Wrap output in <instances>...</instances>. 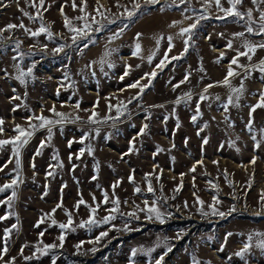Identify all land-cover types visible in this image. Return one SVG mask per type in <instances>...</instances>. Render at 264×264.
Wrapping results in <instances>:
<instances>
[{
    "label": "rangeland",
    "instance_id": "374dc122",
    "mask_svg": "<svg viewBox=\"0 0 264 264\" xmlns=\"http://www.w3.org/2000/svg\"><path fill=\"white\" fill-rule=\"evenodd\" d=\"M132 2L44 0L40 6L39 0H2L0 4V29L23 24L39 31L43 25L53 34L49 39L47 32L32 36L24 28L0 32V140H14L17 125L32 132L19 148V169L13 145L0 147V186L19 172L14 189L0 192L4 260L155 264L171 246L162 264H264V249L258 246L264 241V107L252 111L264 93V73L259 71L264 48L249 53L251 60L240 56L238 63L244 67L231 65L236 74L224 83L232 59L247 51L245 42L264 44V34H255L259 24H251L249 33L246 17L225 16L216 5L196 0L191 4L177 0L190 25L207 17L193 29L184 58L164 53L140 62L138 38L133 37L113 51L112 67L89 70L81 62L89 43L117 40L137 15L153 6L138 0L141 9L128 18L125 8L131 9ZM221 5L231 7L229 0ZM166 6L155 5V10ZM237 7L241 12L251 9L258 21V8L264 4L243 0ZM66 21L82 29L90 24L88 38L73 43ZM100 25L104 27L96 31ZM114 33L120 36L111 40ZM61 46L63 51H54ZM165 54L168 60L157 67ZM28 68L32 73L22 84L17 76ZM153 71L155 77L150 75ZM137 81L138 87H130ZM141 86L144 91L135 99ZM53 108L63 117L56 116ZM39 116L62 122L33 130L30 125H39L34 119ZM116 198L119 211L110 214L107 209ZM80 200L85 203L77 208ZM145 201L149 205L156 201L164 223L154 216L148 219ZM213 207L226 215L214 214ZM233 207L235 211L228 214ZM133 212L135 216L130 215ZM69 214L71 225L61 229ZM110 215L115 219L104 223ZM90 217L96 223H87ZM102 232L108 235L97 241ZM246 243L251 247L243 257L237 255ZM53 244L57 246L45 249ZM133 249L138 250L135 256Z\"/></svg>",
    "mask_w": 264,
    "mask_h": 264
},
{
    "label": "snow or ice",
    "instance_id": "6c2138e0",
    "mask_svg": "<svg viewBox=\"0 0 264 264\" xmlns=\"http://www.w3.org/2000/svg\"><path fill=\"white\" fill-rule=\"evenodd\" d=\"M187 2H188V0H179V4H186ZM242 2H243V0H229V4L231 5V7L225 9L221 5V0H214V3L216 5V7L218 8V10L224 12L225 13V16H235V17H237L239 19H245V17H246L247 18V21L249 22V26L247 27V31L249 33H253V28L250 25L253 24V23H258L259 24V30L255 34H264V8H258L259 18H258V21H257V20H254L253 19V15H252V10L251 9H249L247 12H241L239 10V8L237 7V5H240ZM252 2H253V4H257V5L258 4H264V0H252ZM146 3L147 4H150V5H157V4L161 3V0H146ZM0 4H2V0H0ZM43 4H44V0H39V5L40 6H43ZM172 4L173 5H177V0H172ZM4 6H7V5H4ZM33 6H36L35 3L33 4ZM73 6L75 7V4ZM140 9H141V5L138 2V0H133V2H132V8L131 9L125 8L127 17L128 18H131V17L135 16L136 13ZM81 10H83V9H81ZM205 18H207V17L206 16H200V17L197 18V20H196L195 23L191 24L188 28H185V29H182L181 30V33H180L181 36H184L185 34H187V39L184 40L185 51H187V47H188L189 41L191 40V37H192V34H193V29H195L197 27V24L199 23L200 19H205ZM218 18L223 19V17H218ZM93 22H95L94 18H93ZM65 26L68 27L69 28V31L74 34L71 37L73 43H76L77 40H78V38H81V39L88 38L89 32L87 31V29L91 27V25L88 24V23L85 24V26H84L83 29L82 28H77V27H72L70 25V22H67V21H66V25ZM103 27H104V25H100V27L97 28V29H95V30L96 31H99ZM15 28H24L25 31L26 32H30V34L32 36H38L40 33L47 32L49 39H51L52 38V35H53L43 25L40 27L39 31H32V30L27 29L26 26L23 25V24H20V25L8 24L4 29H0V32L10 31V30L15 29ZM139 35L140 34H137V37H139ZM236 35L243 36L244 33H238ZM118 37H119V33H114L113 36L110 39H116ZM228 46L231 47V42H229V45ZM243 46L247 49V51L239 52L238 55H237V57H235V58L232 59L231 64L229 65V71H228L227 77L225 78V81H224L225 84L228 83V77H231V76H233V75L236 74L232 70L231 65H237V67H244L243 65H240L238 63L240 56H247L248 59L251 60V56L249 55V53H253L254 54L257 47L264 48V44L252 45V44H249L247 42H245V44ZM16 47L19 48V43H17ZM172 47H173V45H172V42H171V38H169V51H171V48ZM139 50H140V45L137 43V45H136V52H139ZM54 51H56V52L63 51V46L54 49ZM136 52H134L133 54L135 55ZM105 55L106 56H109V55H111V52H106ZM13 59H16V57H13ZM149 59L151 60V58H149ZM171 59L175 60V59H179V57H172ZM165 60H168L167 54H165V58L160 61V64L157 65V67H162L164 65V63H165ZM103 63H105L104 60L101 61V64H103ZM108 66L109 67H112L113 65L109 63ZM259 71H261L262 73H264V62L261 63V66L259 68ZM31 73H32V68H28L26 72L25 71H21L20 74L17 76V79L20 80V82L22 84H24V83H26L25 77L31 75ZM125 75H127V71L125 72ZM146 75H149V74H146ZM150 75L152 77H155L156 72L153 71ZM185 79L187 80V76L185 77ZM181 83H183V81ZM138 85H139V82L137 81V82L133 83L132 85H130V87L136 88V87H138ZM176 86L178 87L179 85H176ZM143 91H144V87L141 86L140 87V93H138L137 94V97H134V98L135 99H138L139 98V95L142 94ZM234 91H240V90L237 89V90H234ZM14 98L15 99H18L19 97H14ZM205 98L206 97L201 96V100H203ZM129 102H131V101H129ZM76 107L78 108L79 105L77 104ZM255 107H264V93L261 94V103H259L256 106H254L253 109H252V111H255ZM51 111L56 116L63 117V115H64L62 113L55 112V108L51 109ZM118 111H119V109H118ZM197 112H199V106H197ZM95 115H96V113L94 112L93 113V117ZM196 118L197 117L194 115L192 117V120L195 121ZM34 119L39 120L41 123L39 125H30V127L33 130L36 127H44L45 125H55L57 123H61L62 122V120H50V119H47V118H45L43 116L34 117ZM89 119H90V121L95 122L92 119V117H90ZM2 124H3V121L0 120V125H2ZM248 126H249V129H251V124L250 123H249ZM147 127L148 126L145 124L144 127L140 130L141 131V134H143L144 129L147 128ZM14 131H16L18 133V135L14 138V140H0V147H2L3 145L9 144V143H11L13 145V154L16 156V169H19L20 168L19 148H20V146H22V144L27 143V137H30L32 135V132L25 130L24 128L20 127L19 125L16 126V128L14 129ZM2 132H3V128L0 127V133H2ZM49 134L51 135V129H49ZM21 137H25V139L21 140ZM83 139L84 138L82 137L81 142H83ZM17 142H19V143H17ZM41 147H43V144L41 145ZM129 150L131 151L132 149L130 148ZM37 154H39V153H37ZM70 159H71V157H70ZM252 163H255V160H253ZM192 170L194 171L195 168H193ZM0 171H2V168H0ZM18 179H19V172H17V178L12 179L10 183H6L3 186H0V192L6 191L8 189H14V186H16L17 183H18ZM129 179H130V182H131L132 177H130ZM118 184H119V182H117L116 185H113V189H115V187L118 186ZM135 191L136 192H139L140 189L137 188ZM148 191L149 192H152L153 191L150 183H149V186H148ZM14 196H15V191L13 190L12 191V197H14ZM12 197H10L9 199H11ZM93 199H95V198H93ZM262 200H264V196H262ZM104 202L105 203H108L109 202L108 197H107L106 194H105V201ZM198 202L201 203V204L203 203L201 201H198ZM81 203H85V202L83 200L78 201L77 208L79 207V204H81ZM111 203L114 206L112 208H110V209H107V211L110 214L111 213L118 212L119 211V207L118 206H119V203H120L119 202V199L116 198V199L112 200ZM155 205H156V201H153L152 202V205H149L148 204V201H145V206H146L147 212H148V219H152L153 216H154L155 219L159 220L160 223H164V218H165L164 213H162ZM210 207H212V206H210ZM53 211H55V209ZM95 211H96L95 208H92L91 209V212L94 213ZM233 211H235V208L234 207L232 209H230V211H229L228 214H230ZM213 212H214V214H217V215H219L221 217H224L226 215V213H224V212H218V211H216V209L214 207H213ZM204 214H207V213H204ZM130 215L135 216V213L134 212L133 213H130ZM4 218L5 217H0V219H4ZM111 219H115V216H111L110 215L108 217H105L103 219V222L104 223H109ZM53 223H55V221H53ZM71 223H72V219H71V215L69 214L68 224H60L59 227L61 229H65V228L69 227V225H71ZM87 223L93 224V223H96V222L90 217V219H89V221ZM37 226H39V225H37ZM81 226H83V224ZM136 230H139V229H136ZM7 235H8V231H6L5 237H7ZM41 235H43V233H41ZM107 235H108L107 232H102L100 234V236L97 237V241H99L103 237H106ZM229 235H231V234H229ZM58 239L60 240V246H63V241L65 239L64 235L61 234ZM251 239H252V237L250 236L249 237V241H251ZM56 246L57 245H55V244H53V245H45V249L55 248ZM258 246L261 247L262 249H264V241H261ZM77 247H80V245H77ZM250 247H251V244L250 243H246L243 246L241 252L237 253V255H240V256L243 257L244 253ZM37 250L39 251V249H37ZM171 250H172L171 246H166V251L164 252L163 255H161L155 261V264H162V261L164 260V256H166L167 253L170 252ZM92 251H96V249H93ZM137 251L138 250L133 249L132 255L135 256L137 254ZM139 251H143V250L141 249ZM149 251H151V250H149ZM6 254H7V247L5 246L3 249H0V261H3V264H14V260L13 261H5L4 260V256ZM26 259H30V258H26Z\"/></svg>",
    "mask_w": 264,
    "mask_h": 264
},
{
    "label": "crops",
    "instance_id": "0c3cea01",
    "mask_svg": "<svg viewBox=\"0 0 264 264\" xmlns=\"http://www.w3.org/2000/svg\"><path fill=\"white\" fill-rule=\"evenodd\" d=\"M196 1L205 5H215L214 0ZM189 26L188 19L180 9L152 10L143 14L117 40L104 41L94 47L88 48L81 62L94 72L107 70L110 68L108 66L109 63L113 64V51L119 48L125 41L137 37V34H140L137 37V43L140 45L137 57L140 62H151L164 53L170 56L180 55L185 49L184 40L187 38V34L181 36L180 33L182 29ZM169 38H171L173 45L171 51H169ZM106 52H111V55L106 56ZM102 60L105 63L101 64Z\"/></svg>",
    "mask_w": 264,
    "mask_h": 264
},
{
    "label": "trees",
    "instance_id": "16d2710c",
    "mask_svg": "<svg viewBox=\"0 0 264 264\" xmlns=\"http://www.w3.org/2000/svg\"><path fill=\"white\" fill-rule=\"evenodd\" d=\"M187 3H189V4H191V0H188V2ZM162 4H166L167 6H166V8H164V9H169V10H173V9H180V6L178 5H173L172 4V0H161V3H159V4H157L156 6H158V5H162ZM191 7L193 8V9H195V7L194 6H192L191 5ZM146 10L144 11V12H141L140 13V15H137V17L135 18V19H133V21H131V23H129L126 27H125V29L123 30V32L122 33H120V35H122L124 32H126L130 27H131V25L134 23V22H136L139 18H141L142 17V15L143 14H145V13H148L149 11H152V10H155L156 8H155V5H153V6H151V7H146L145 8ZM119 35V36H120ZM193 35V34H192ZM192 38V37H191ZM187 39V38H186ZM112 40V39H111ZM191 41V40H190ZM189 41V44H188V47H187V51H185V49H184V51L180 54V56L182 57V58H184L185 56H186V54H187V52H188V50H189V47H190V44H191V42ZM97 43L94 41V42H92V43H89V48L90 47H93V46H95Z\"/></svg>",
    "mask_w": 264,
    "mask_h": 264
}]
</instances>
